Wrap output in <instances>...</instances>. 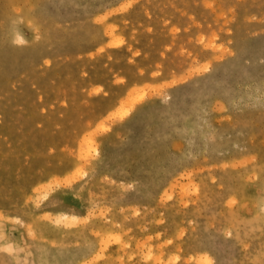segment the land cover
<instances>
[{"label": "rangeland", "instance_id": "obj_1", "mask_svg": "<svg viewBox=\"0 0 264 264\" xmlns=\"http://www.w3.org/2000/svg\"><path fill=\"white\" fill-rule=\"evenodd\" d=\"M0 264H264V0H0Z\"/></svg>", "mask_w": 264, "mask_h": 264}]
</instances>
